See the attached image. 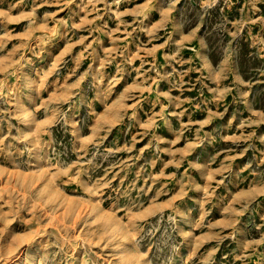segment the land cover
Masks as SVG:
<instances>
[{
	"label": "rangeland",
	"instance_id": "1",
	"mask_svg": "<svg viewBox=\"0 0 264 264\" xmlns=\"http://www.w3.org/2000/svg\"><path fill=\"white\" fill-rule=\"evenodd\" d=\"M18 252L264 264V0H0V264Z\"/></svg>",
	"mask_w": 264,
	"mask_h": 264
},
{
	"label": "bare ground",
	"instance_id": "2",
	"mask_svg": "<svg viewBox=\"0 0 264 264\" xmlns=\"http://www.w3.org/2000/svg\"><path fill=\"white\" fill-rule=\"evenodd\" d=\"M30 245V244H29ZM14 260L15 261H17L18 263H20V264H24V262H25V259L26 258H24V256H23V254L22 253H20V252H18V253H16L15 255H14ZM33 257H31V259H32ZM33 260V259H32ZM26 264V263H25Z\"/></svg>",
	"mask_w": 264,
	"mask_h": 264
}]
</instances>
